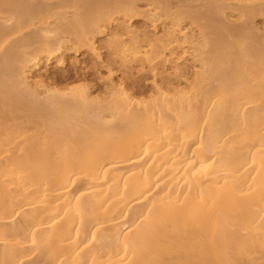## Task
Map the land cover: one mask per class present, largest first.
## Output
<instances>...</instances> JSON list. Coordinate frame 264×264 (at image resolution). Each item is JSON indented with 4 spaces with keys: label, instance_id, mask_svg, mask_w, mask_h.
<instances>
[{
    "label": "bare ground",
    "instance_id": "1",
    "mask_svg": "<svg viewBox=\"0 0 264 264\" xmlns=\"http://www.w3.org/2000/svg\"><path fill=\"white\" fill-rule=\"evenodd\" d=\"M36 2L0 0V264H264V0ZM104 35L151 92L41 77Z\"/></svg>",
    "mask_w": 264,
    "mask_h": 264
},
{
    "label": "rangeland",
    "instance_id": "2",
    "mask_svg": "<svg viewBox=\"0 0 264 264\" xmlns=\"http://www.w3.org/2000/svg\"><path fill=\"white\" fill-rule=\"evenodd\" d=\"M38 3H53L55 0H37ZM36 2V3H37ZM144 2L139 3L138 9H144ZM71 10V9H70ZM133 26L138 32L150 29L149 23L141 15L133 17ZM231 21L234 24L239 22L237 16H233ZM254 25L258 32L264 31V19L255 20ZM163 24H158V29H162ZM106 35L98 37L97 46L101 54V59L92 58L88 52H82L76 55L73 52H67L65 58L67 64L65 66H57L54 63L50 64L47 69L43 70L42 76L47 82L62 86L68 82L81 80L83 83H88L92 88L94 95L102 96L107 90L109 79H113L117 84L123 83L131 91H144L145 94L153 90V81L151 76L145 72H138L137 67L133 68V72H128L123 68L114 64L109 57V49L106 45ZM111 70V71H110ZM112 73L111 78L109 73Z\"/></svg>",
    "mask_w": 264,
    "mask_h": 264
}]
</instances>
